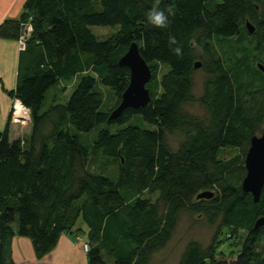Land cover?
Instances as JSON below:
<instances>
[{
	"label": "trees",
	"instance_id": "1",
	"mask_svg": "<svg viewBox=\"0 0 264 264\" xmlns=\"http://www.w3.org/2000/svg\"><path fill=\"white\" fill-rule=\"evenodd\" d=\"M154 6L24 0L19 18L0 25V38L15 41L32 25L10 94L29 110L30 132L11 141L9 122L0 131V264H13L14 237L41 259L66 233L85 235L87 264H154L183 215L212 237L189 241L176 264H264V223L255 227L264 187L257 203L241 188L251 139L264 135V0H159L171 9L163 28L148 21ZM93 27L117 30L99 40ZM133 43L151 72L150 103L109 120L129 84L119 60ZM69 83L68 101L43 110L46 92ZM195 105L202 114L188 111ZM203 192L212 197L197 199ZM228 232L242 239L225 254Z\"/></svg>",
	"mask_w": 264,
	"mask_h": 264
},
{
	"label": "crops",
	"instance_id": "2",
	"mask_svg": "<svg viewBox=\"0 0 264 264\" xmlns=\"http://www.w3.org/2000/svg\"><path fill=\"white\" fill-rule=\"evenodd\" d=\"M23 2L24 0H0V25L5 20H17L22 12ZM19 58L17 41L0 38V131L9 122L11 141L25 138L30 132L29 124L24 136L18 135V128L9 119L10 94L16 89ZM84 236L81 233L62 234L56 246L41 259L36 258L29 239L14 237L10 244V258L13 264H87V252L83 251V244L86 243Z\"/></svg>",
	"mask_w": 264,
	"mask_h": 264
},
{
	"label": "rangeland",
	"instance_id": "3",
	"mask_svg": "<svg viewBox=\"0 0 264 264\" xmlns=\"http://www.w3.org/2000/svg\"><path fill=\"white\" fill-rule=\"evenodd\" d=\"M117 28H101V27H93L91 28V32L99 39L103 40L107 36L113 34ZM204 76L203 74L198 71L194 77V94L196 97L200 96L202 91V84H203ZM75 87V86H74ZM74 87L72 84H64L59 88L57 86L48 90L45 94V101L43 105V110L47 109L52 102L57 104H65L72 92L74 91ZM103 92V101L106 108H111L115 102L114 96L112 92L107 88L101 89ZM12 100V97H11ZM10 108H11V101H10ZM188 111L193 114H202V110L198 106H190L188 107ZM10 117V111H9ZM137 120L134 119L132 124H136ZM30 124V122L22 124V125H15L18 130L16 133L18 135L24 136L25 128ZM141 127L149 130H153L154 128L143 123L140 124ZM15 133V132H14ZM24 139V138H22ZM169 143L172 147H175V139L170 138ZM109 172H112L110 169ZM77 227L82 228L86 231V225L84 222L79 219L77 222ZM212 237V230L206 226V224L202 221H199L195 218L188 217L187 215H183L180 219L179 225L175 231V234L168 244V246L158 253L154 259V264H176L181 252L184 249V246L189 241H197L203 245L208 244ZM242 235L241 233L232 234L228 232L226 237L222 239L223 245L220 248V251L224 252L225 254H229L231 249H234L238 246V243H241Z\"/></svg>",
	"mask_w": 264,
	"mask_h": 264
},
{
	"label": "water",
	"instance_id": "4",
	"mask_svg": "<svg viewBox=\"0 0 264 264\" xmlns=\"http://www.w3.org/2000/svg\"><path fill=\"white\" fill-rule=\"evenodd\" d=\"M246 28L248 33L254 32V27L250 23H246ZM119 65L129 70V84L109 120H116L128 109H144L150 103L146 85L151 80V72L141 57L137 44L133 43L129 46L125 55L120 58ZM199 67L200 64L196 63L195 68L198 69ZM258 68L264 73L262 65H258ZM245 168L246 176L242 181L241 188L245 193L251 194L253 201L257 203L264 187V135L251 139L245 158ZM211 197L212 193L203 192L197 196V199H209ZM263 223V220H259L255 227H259Z\"/></svg>",
	"mask_w": 264,
	"mask_h": 264
},
{
	"label": "built area",
	"instance_id": "5",
	"mask_svg": "<svg viewBox=\"0 0 264 264\" xmlns=\"http://www.w3.org/2000/svg\"><path fill=\"white\" fill-rule=\"evenodd\" d=\"M21 34L17 40L18 51L22 52L25 50V46L28 38L32 33V25L29 23L21 24ZM10 121L15 125H22L30 122L29 110L23 106L19 99L12 97L11 108H10ZM88 247L83 244V251L87 252Z\"/></svg>",
	"mask_w": 264,
	"mask_h": 264
},
{
	"label": "clouds",
	"instance_id": "6",
	"mask_svg": "<svg viewBox=\"0 0 264 264\" xmlns=\"http://www.w3.org/2000/svg\"><path fill=\"white\" fill-rule=\"evenodd\" d=\"M158 5H159V0H156V6H154L151 9V11L148 13L147 18H148L149 23H151L152 25H154L156 27L163 28V27H166L167 26V23H168V15H171V9H168L167 10L168 11V15H166L165 14V11L164 10H161ZM170 42L171 43H176V41H175L174 38H172L170 40ZM175 52L177 54H179L180 53V49L179 48H176L175 49ZM9 119H10V117H9Z\"/></svg>",
	"mask_w": 264,
	"mask_h": 264
}]
</instances>
